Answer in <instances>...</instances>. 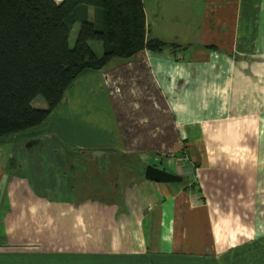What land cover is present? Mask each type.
<instances>
[{
    "label": "crops",
    "instance_id": "crops-1",
    "mask_svg": "<svg viewBox=\"0 0 264 264\" xmlns=\"http://www.w3.org/2000/svg\"><path fill=\"white\" fill-rule=\"evenodd\" d=\"M141 2L177 48L84 70L0 139V264H225L264 241V0Z\"/></svg>",
    "mask_w": 264,
    "mask_h": 264
},
{
    "label": "trees",
    "instance_id": "trees-1",
    "mask_svg": "<svg viewBox=\"0 0 264 264\" xmlns=\"http://www.w3.org/2000/svg\"><path fill=\"white\" fill-rule=\"evenodd\" d=\"M146 32L141 0H0V139L42 124L84 70H100L113 58L129 59L142 49L177 48ZM90 40L100 42L99 56ZM36 97L44 109L31 107Z\"/></svg>",
    "mask_w": 264,
    "mask_h": 264
},
{
    "label": "rangeland",
    "instance_id": "rangeland-1",
    "mask_svg": "<svg viewBox=\"0 0 264 264\" xmlns=\"http://www.w3.org/2000/svg\"><path fill=\"white\" fill-rule=\"evenodd\" d=\"M77 25H78V21H75L72 24V27L69 31L68 39H67V43L69 47L72 46ZM88 45L96 56H99L101 54V46L99 41L90 40L88 41ZM30 105L32 108H37V107L39 108L43 106L45 108V103L41 97L34 98ZM140 159L141 161H144L145 156H143ZM127 161L128 162H126L124 165L128 167L138 166V170L140 174H142L143 172L142 169L147 164L145 162L141 163V162L129 161V159ZM76 164L79 165L78 163ZM225 258L226 259L222 260L225 264H264V241L262 243L261 242L254 243L250 247L245 246L243 248H238L233 252H231V254Z\"/></svg>",
    "mask_w": 264,
    "mask_h": 264
},
{
    "label": "water",
    "instance_id": "water-1",
    "mask_svg": "<svg viewBox=\"0 0 264 264\" xmlns=\"http://www.w3.org/2000/svg\"><path fill=\"white\" fill-rule=\"evenodd\" d=\"M142 177L145 181L162 184L179 183L182 180L180 176L166 172L151 164L144 166Z\"/></svg>",
    "mask_w": 264,
    "mask_h": 264
}]
</instances>
